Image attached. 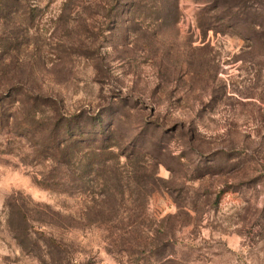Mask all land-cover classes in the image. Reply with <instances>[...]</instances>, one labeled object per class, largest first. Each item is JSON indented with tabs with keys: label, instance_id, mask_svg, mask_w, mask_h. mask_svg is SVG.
Instances as JSON below:
<instances>
[{
	"label": "rangeland",
	"instance_id": "1",
	"mask_svg": "<svg viewBox=\"0 0 264 264\" xmlns=\"http://www.w3.org/2000/svg\"><path fill=\"white\" fill-rule=\"evenodd\" d=\"M3 94L0 264H264V0H0Z\"/></svg>",
	"mask_w": 264,
	"mask_h": 264
},
{
	"label": "trees",
	"instance_id": "2",
	"mask_svg": "<svg viewBox=\"0 0 264 264\" xmlns=\"http://www.w3.org/2000/svg\"><path fill=\"white\" fill-rule=\"evenodd\" d=\"M0 97H1L0 98V126L5 127L7 129L6 137H10V139H12V140L16 139V136L24 135V134L18 133V132L15 133L12 129L13 126L19 127L22 130L24 129L27 132H31L30 131L32 129L31 126L35 123V119L33 116H36L39 112H41L40 107L46 105V106H48V108H50V110L52 112L57 113V109L54 107L53 104L49 105L47 103V101L39 98V96L35 97L34 99L27 97L26 99H21V100L17 101L18 104L16 105V109H15V111L16 110L24 111V108L26 107L25 103H26L27 99H28V102L30 100L29 111H30V113H32L30 115L31 119H29V118L23 119L21 116L18 117L16 115H14V111H12V107H13L12 105H11L12 107L9 109L10 113L7 114L8 111L6 109V105L8 104V102L6 100L8 98V95L3 94ZM54 118L59 119V115L55 116ZM76 118H78V117H76ZM75 122H76V124H78L77 121H75ZM57 123L58 122H56V121L50 122V124L53 127L48 132V139H50V140H49V143L47 144L46 152H48L47 155L50 156V159L53 162L70 164V161L68 160V158L71 157V154L73 151H79L81 149L80 145L82 144V142L85 143L86 139L82 138V136H80V138H76V137L74 138V135L73 136L71 135L68 139L60 138V135H58L59 133L57 131H55ZM72 123H73V120L65 119L60 124L58 123L59 124L58 126L59 127L64 126V134L69 135L68 131L73 129ZM79 135H82V134L79 133ZM103 141H105V143H106L105 146H108V147L114 146V144H111V141L109 138H104ZM41 152H39V153H41ZM39 153H38V150L35 151L36 155H39ZM41 184H44V182H41ZM46 186H48V185H46ZM21 220L23 222L27 223V217L25 214H22Z\"/></svg>",
	"mask_w": 264,
	"mask_h": 264
}]
</instances>
